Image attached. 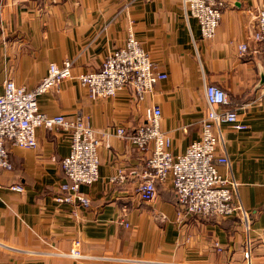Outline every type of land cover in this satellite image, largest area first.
<instances>
[{
    "label": "crops",
    "instance_id": "crops-1",
    "mask_svg": "<svg viewBox=\"0 0 264 264\" xmlns=\"http://www.w3.org/2000/svg\"><path fill=\"white\" fill-rule=\"evenodd\" d=\"M262 4L226 0L215 36L202 39L181 0H0V92L7 79L32 88L50 63L69 60L72 76L39 96L38 109L67 119L87 115L101 141L99 177L80 187L89 208L53 199L65 180L59 165L69 152L65 131L37 127L35 148L8 145L13 169L0 170V264H264V49L251 38ZM129 30L166 78L142 101L126 89L90 98L77 75L97 69ZM240 43L248 45L243 55ZM204 81L228 95L229 105L217 109L234 110L246 125L220 129L248 230L236 216L178 217L168 183L157 185L152 201H141L135 188L148 154L115 135L116 127L131 131L145 107L157 106L171 152L182 153L199 138L206 116ZM119 169L125 179L110 182ZM76 241L90 258L61 254Z\"/></svg>",
    "mask_w": 264,
    "mask_h": 264
},
{
    "label": "built area",
    "instance_id": "built-area-1",
    "mask_svg": "<svg viewBox=\"0 0 264 264\" xmlns=\"http://www.w3.org/2000/svg\"><path fill=\"white\" fill-rule=\"evenodd\" d=\"M181 4L184 15L196 19L202 39L213 38L226 0H181ZM251 38L261 43L264 49V4L257 10ZM247 50V43L238 45L240 55ZM71 76L72 62L65 60L61 65L50 63L46 74L32 88L17 85L11 79L4 81L0 92V170L13 169L9 144L32 149L37 146V127L59 128L68 134L70 143L68 154L59 160L65 180L58 185L53 199L56 203L89 208L90 199L80 187L92 184L99 177L100 138L87 115L67 119L61 114L47 115L37 105L39 96L51 88H58L62 80ZM166 76L153 70L148 53L129 30L124 44L110 51L97 69L80 73L76 78L92 99L109 98L126 89L137 101H142L156 82ZM203 92L208 109L200 123L199 138L191 141L182 153L171 152V138L160 127L161 110L157 106L145 107L142 121L131 131L123 126L116 127L115 135L126 139L141 153L148 154L145 170L135 188L141 201L150 202L156 197L157 182L168 183L175 194L178 217L195 215L223 219L236 216L248 230L250 217L238 199L237 183L220 129L222 124L235 130H244L246 125L239 121L234 110L217 109L230 103L222 87L204 81ZM219 166L226 169V174L219 172ZM125 177L126 174L119 169L109 181H123ZM9 187L19 192L23 190L19 184ZM79 246L80 242L76 241L70 251L61 254L76 259L90 258ZM246 255L248 257L247 252Z\"/></svg>",
    "mask_w": 264,
    "mask_h": 264
},
{
    "label": "trees",
    "instance_id": "trees-1",
    "mask_svg": "<svg viewBox=\"0 0 264 264\" xmlns=\"http://www.w3.org/2000/svg\"><path fill=\"white\" fill-rule=\"evenodd\" d=\"M158 184H160V183H159V182H157V183H156V185H158ZM174 197H175V196H174ZM175 200H176V198H175Z\"/></svg>",
    "mask_w": 264,
    "mask_h": 264
}]
</instances>
